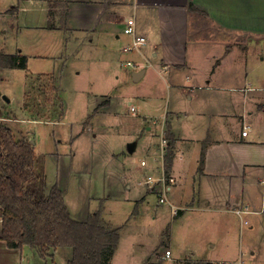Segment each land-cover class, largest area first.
Masks as SVG:
<instances>
[{"label": "crops", "instance_id": "obj_1", "mask_svg": "<svg viewBox=\"0 0 264 264\" xmlns=\"http://www.w3.org/2000/svg\"><path fill=\"white\" fill-rule=\"evenodd\" d=\"M53 3L59 4L54 6ZM130 18L135 19L137 32L147 38V44L125 52L126 46L133 45V37L124 33ZM60 30L70 35L69 41L75 38L102 47L109 71L116 69L119 72V67L128 66L132 60L127 58V62H123V55L130 53L136 54L138 63V69L133 70L132 75L143 71L136 82L144 83L145 88L140 92L138 107L131 106L134 115L137 109L140 113L138 121L134 122L137 140L129 142L126 151L112 154L113 166L105 169L104 175L116 194L109 193L108 199L134 201L139 206L149 193H153L147 177L151 174L159 176V170L164 167L162 142L165 140L169 145L170 140L165 137L169 131L174 138L169 175L176 179L167 200L171 205V218L174 221L189 218L193 223L202 221L211 234L205 244L202 242L199 252L189 250L183 256L175 257L167 250L166 253L172 256L170 264L199 261L240 264L231 252L230 242L227 240L224 245L225 240L219 237L235 229L236 218L240 219L242 238L247 234L255 236L256 232L262 236L257 244H249L251 255L246 254L249 262L264 264V248L260 253L261 246L264 247V71L256 73L255 62V46L264 42V0H0V48L3 37L6 40L14 31L25 32L30 37L29 53L24 52L25 47L15 53L1 50L5 54L20 53L28 58L25 70L0 69V81L1 73L5 71L26 73L19 112L23 103L27 106V86L34 80L53 77V74L34 72V75L31 72L33 60L48 58L46 54L33 52V48L39 49L42 43L35 36L40 31L54 33ZM62 47L58 41L49 46L56 53ZM40 49L44 51L46 47L41 44ZM258 62H264V52ZM6 82L0 90L6 102L0 104V122L4 117L11 120L9 108L16 112L15 97L12 95L10 99L4 95ZM52 88L53 97L62 103V92L57 85ZM114 99L112 94L89 96L92 112L83 121L84 125L88 122V126L85 129L83 126L72 142L86 130L94 131V118L109 114ZM128 104L132 105V102ZM50 117L49 121L56 119V125L63 123L65 111L62 108L60 115ZM7 127L17 140H28L36 146L38 162V136L30 140L23 135L18 137L20 133L15 126ZM244 131L247 135H243ZM139 140L143 142L145 152L140 164L132 168L127 163V156L134 155ZM203 151L205 162L200 173ZM142 161H146V166L141 164ZM90 214L78 221H86ZM140 216L135 209L121 228L111 227L103 219L110 229L121 230ZM2 230L0 217V264H46L29 246L10 248L1 239ZM122 241L120 234L110 264L122 261ZM243 245L242 241L240 249ZM159 246H162L161 240L150 250L144 249L140 240L133 242L130 253L134 260L130 264H143V261L145 264H163L162 256L158 255L157 259ZM67 250L63 255L69 264L73 249ZM221 252L225 255L221 256Z\"/></svg>", "mask_w": 264, "mask_h": 264}, {"label": "rangeland", "instance_id": "obj_2", "mask_svg": "<svg viewBox=\"0 0 264 264\" xmlns=\"http://www.w3.org/2000/svg\"><path fill=\"white\" fill-rule=\"evenodd\" d=\"M69 36L62 30L54 33L40 31L36 34L35 39L42 43L38 46L39 49L33 48V52L46 54L48 58L33 60L31 72L34 75L36 74L34 72L53 74V77L42 78L40 81L34 80L32 85L27 86V106L25 107L23 103L22 113L17 109L22 102L26 73L21 70L1 73L0 90L6 82L3 79H7L8 84L4 95L10 99L15 97L13 103L16 112L7 108L12 115L11 120L8 121L7 117H4L0 123L10 127L15 126L20 133L18 137L23 135L29 139L38 136L39 145L36 151L40 158L37 175L44 177V194H48L53 185L59 184L64 189L65 200L73 219L81 220L86 214L102 209L103 218L110 224L109 226L121 228L135 209L139 211L140 218L120 230L123 240L120 250L123 252V257L119 264L132 263L134 259L130 248L132 243L138 240L141 241V246L148 250L161 240L162 246L156 250V253L160 252L157 254V259L158 255H165L167 250H171L175 257L183 256L184 252L189 250L199 252L202 242L205 244L211 236L206 225L202 221L190 222L189 218L174 221L171 218V205L169 202L160 204L159 191L155 187L152 188L149 182L153 193H149L146 200L142 204L139 203V206L134 201L108 199L109 193L113 191L110 189L112 185L105 180V169L113 166V153L126 151L127 144L137 140L134 134V122L138 121L140 113L137 109L134 115L131 106L138 107L139 95L145 85L134 81L132 75L133 70L138 69L136 54L123 55V62L131 59L134 66L119 67V72L116 69L109 71L102 47L97 43H82L75 38L69 41ZM57 41L63 46L59 53L49 48ZM29 43L30 37L25 32L21 34L14 31L6 40L3 37L0 49H4L5 53H15L21 47H25L24 52L29 53L31 52L30 48H27L30 46ZM41 44L46 47L44 51L40 49ZM263 52L264 42L260 41L255 46V62L258 66L256 73L264 71V62H258V57L263 55ZM54 85H57L62 92V103L58 98L53 97ZM109 94L115 97L109 114L96 116L92 124L94 131L86 130L72 142V138L81 132L83 126L84 129L88 126V122L84 125L83 121L92 112L89 108V96L101 97ZM101 101L104 102V99ZM129 102H132V105H129ZM4 103L6 102L0 95V104ZM62 108L65 111L64 122L56 125L54 123L56 119L49 121L50 115H60ZM102 110L97 113L99 114ZM144 152L143 142L139 140L134 155H126L127 163L132 168H136L135 165L140 164V158ZM83 172L85 173L81 177ZM149 176L157 178L158 175ZM124 189L125 187L122 188L123 192ZM113 193L116 194V191L114 190ZM92 197L99 199H92ZM234 226V231L230 233L226 231L219 237L225 240L224 245L227 240L230 242L231 252L235 255V260H240V264H253L249 262V256L246 253L249 254V244H257L262 236L260 237L259 232H256L255 236L247 234L242 238L239 218L234 220ZM135 236L138 237L135 238ZM242 241L244 245L240 249ZM263 248L261 246V254ZM67 249H59L55 258L57 264H67L63 255L68 251ZM222 254L225 255L221 252V256ZM144 257L142 254V259Z\"/></svg>", "mask_w": 264, "mask_h": 264}, {"label": "trees", "instance_id": "obj_3", "mask_svg": "<svg viewBox=\"0 0 264 264\" xmlns=\"http://www.w3.org/2000/svg\"><path fill=\"white\" fill-rule=\"evenodd\" d=\"M58 4L53 3L54 6ZM27 67L25 55L5 54L0 49V69L25 70ZM165 137L170 140L164 157L165 171L169 174L174 138L169 131ZM204 162L205 151L201 155L200 173ZM43 180V176L37 175V156L31 142L17 140L13 131L0 123L1 239L10 248L29 246L46 264H56L55 252L59 248L73 249L69 264H110L118 247L120 230L108 227L102 209L90 214L86 221L73 219L62 188L55 184L44 194Z\"/></svg>", "mask_w": 264, "mask_h": 264}, {"label": "built area", "instance_id": "obj_4", "mask_svg": "<svg viewBox=\"0 0 264 264\" xmlns=\"http://www.w3.org/2000/svg\"><path fill=\"white\" fill-rule=\"evenodd\" d=\"M124 33L126 35L132 36L133 37V45L126 46L124 48L125 52H131L135 49H138L140 46H145L147 44V38L143 35L138 34L137 29H136V21L135 19H127L126 25L124 28ZM128 66H134L132 62L127 63ZM243 135H247V131L243 132ZM162 151L165 156L166 153V148L168 146L167 141L162 142ZM143 166H146V161H142L141 163ZM148 182L149 184H152V188H157L159 191V202L160 204H165L168 200L169 193L171 192L174 184L176 183V179L167 174L165 171V167H162L160 170V174L157 178H154L153 176L148 177ZM239 212V211H238ZM245 212V211H244ZM246 223H248L246 221ZM163 264H170L172 262V256L170 253H166L165 255H162L161 257Z\"/></svg>", "mask_w": 264, "mask_h": 264}, {"label": "water", "instance_id": "obj_5", "mask_svg": "<svg viewBox=\"0 0 264 264\" xmlns=\"http://www.w3.org/2000/svg\"><path fill=\"white\" fill-rule=\"evenodd\" d=\"M142 75H143V71L134 73V75H133L134 81H138L142 77ZM129 148H130L129 150L132 151V148L131 147H129Z\"/></svg>", "mask_w": 264, "mask_h": 264}]
</instances>
